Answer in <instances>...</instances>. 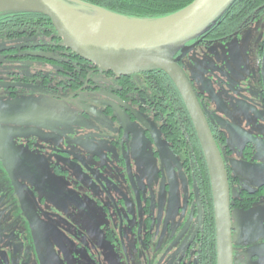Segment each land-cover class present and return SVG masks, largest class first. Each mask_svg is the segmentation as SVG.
<instances>
[{
	"label": "flooded vegetation",
	"instance_id": "obj_1",
	"mask_svg": "<svg viewBox=\"0 0 264 264\" xmlns=\"http://www.w3.org/2000/svg\"><path fill=\"white\" fill-rule=\"evenodd\" d=\"M258 1L228 36L189 44L238 46L224 68L213 78L185 72L227 172L233 264L248 257L234 239L233 211L264 203V182L241 186L236 173L264 170ZM7 26L0 23V264H217L210 177L175 85H160L155 72H104L51 51L56 40L40 26Z\"/></svg>",
	"mask_w": 264,
	"mask_h": 264
},
{
	"label": "water",
	"instance_id": "obj_2",
	"mask_svg": "<svg viewBox=\"0 0 264 264\" xmlns=\"http://www.w3.org/2000/svg\"><path fill=\"white\" fill-rule=\"evenodd\" d=\"M235 0H193L157 20H133L80 0H1L0 13L36 12L49 19L71 53L118 76L163 71L178 90L196 132L210 177L217 264H233L228 176L196 92L180 60ZM6 3V4H5Z\"/></svg>",
	"mask_w": 264,
	"mask_h": 264
},
{
	"label": "trees",
	"instance_id": "obj_3",
	"mask_svg": "<svg viewBox=\"0 0 264 264\" xmlns=\"http://www.w3.org/2000/svg\"><path fill=\"white\" fill-rule=\"evenodd\" d=\"M88 5L102 8L114 15L133 20H157L179 12L187 7L193 0H80ZM262 1L252 0L250 8L246 9L245 0H235L225 13L211 26L202 36L219 38L228 36L231 32L244 21L246 10L251 12L260 5ZM8 23V28L22 29L26 33L30 26H40L42 37L53 35L55 38V46L51 51L54 52H70L64 47L61 40L57 37L48 18L36 12H7L0 13V23ZM34 28V26H33ZM26 29V30H25ZM0 30H3L0 28ZM6 31V30H5ZM43 32V33H42ZM34 34L38 33V29L33 30ZM201 36V37H202ZM200 37V38H201ZM157 74V80L163 85L164 80L174 89V84L170 78L161 70H154ZM158 84V85H159ZM179 102V106L181 102Z\"/></svg>",
	"mask_w": 264,
	"mask_h": 264
},
{
	"label": "rangeland",
	"instance_id": "obj_4",
	"mask_svg": "<svg viewBox=\"0 0 264 264\" xmlns=\"http://www.w3.org/2000/svg\"><path fill=\"white\" fill-rule=\"evenodd\" d=\"M241 42L244 44L243 41ZM237 47L230 43H216L202 50L196 48L193 51V48L189 54L190 60L184 59L183 69L191 77L213 78L212 75L216 73V70L224 68L227 53ZM242 49V52L247 50ZM249 172V174L248 171L245 172V175L241 171L236 172L241 186L253 188L257 186L258 182H264V170ZM234 190L236 191L237 188L235 187ZM232 216L237 227L234 235L235 242H244L248 245L246 261L242 262L241 255H239L238 264H264V203L258 204L248 211H233Z\"/></svg>",
	"mask_w": 264,
	"mask_h": 264
},
{
	"label": "bare ground",
	"instance_id": "obj_5",
	"mask_svg": "<svg viewBox=\"0 0 264 264\" xmlns=\"http://www.w3.org/2000/svg\"><path fill=\"white\" fill-rule=\"evenodd\" d=\"M1 4H2V2H1V0H0V6H1ZM6 4V3H5Z\"/></svg>",
	"mask_w": 264,
	"mask_h": 264
}]
</instances>
